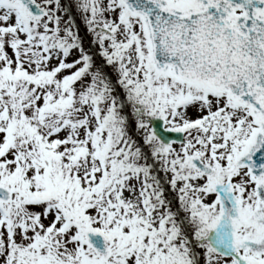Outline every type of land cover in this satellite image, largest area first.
<instances>
[{"label": "snow or ice", "instance_id": "1", "mask_svg": "<svg viewBox=\"0 0 264 264\" xmlns=\"http://www.w3.org/2000/svg\"><path fill=\"white\" fill-rule=\"evenodd\" d=\"M0 264H264V0H0Z\"/></svg>", "mask_w": 264, "mask_h": 264}]
</instances>
